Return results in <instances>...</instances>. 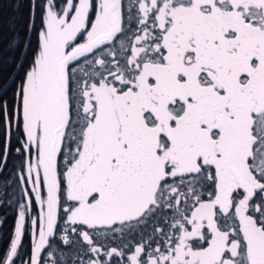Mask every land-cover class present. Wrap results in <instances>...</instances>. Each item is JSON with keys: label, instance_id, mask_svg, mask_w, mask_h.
Segmentation results:
<instances>
[{"label": "snow or ice", "instance_id": "6c2138e0", "mask_svg": "<svg viewBox=\"0 0 264 264\" xmlns=\"http://www.w3.org/2000/svg\"><path fill=\"white\" fill-rule=\"evenodd\" d=\"M27 7L0 264H264V0Z\"/></svg>", "mask_w": 264, "mask_h": 264}, {"label": "trees", "instance_id": "16d2710c", "mask_svg": "<svg viewBox=\"0 0 264 264\" xmlns=\"http://www.w3.org/2000/svg\"><path fill=\"white\" fill-rule=\"evenodd\" d=\"M15 3V0H13ZM28 14L27 0H24L18 11L7 6V0H4V7L0 11V92L4 91V85H7V97H11L18 79L15 78L17 72L22 75V69L18 68L19 58L23 54V49L14 51L7 50V39L10 38L15 30L22 29ZM15 19L16 23H11ZM31 59L29 52L24 61L25 66ZM0 219L5 223L0 225V247L7 244L15 222V209L13 207L0 206Z\"/></svg>", "mask_w": 264, "mask_h": 264}]
</instances>
